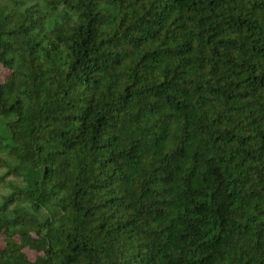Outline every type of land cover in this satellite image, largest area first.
Wrapping results in <instances>:
<instances>
[{
	"label": "trees",
	"instance_id": "trees-1",
	"mask_svg": "<svg viewBox=\"0 0 264 264\" xmlns=\"http://www.w3.org/2000/svg\"><path fill=\"white\" fill-rule=\"evenodd\" d=\"M0 170V264H264V0H0Z\"/></svg>",
	"mask_w": 264,
	"mask_h": 264
},
{
	"label": "rangeland",
	"instance_id": "rangeland-1",
	"mask_svg": "<svg viewBox=\"0 0 264 264\" xmlns=\"http://www.w3.org/2000/svg\"><path fill=\"white\" fill-rule=\"evenodd\" d=\"M3 174V171L0 170V176ZM12 180V178H9ZM9 192V190L4 185H0V202L2 200V197L6 195ZM2 244V240L0 239V246Z\"/></svg>",
	"mask_w": 264,
	"mask_h": 264
}]
</instances>
